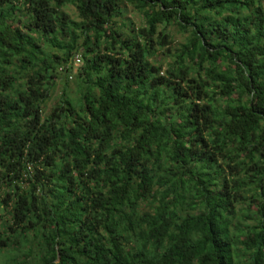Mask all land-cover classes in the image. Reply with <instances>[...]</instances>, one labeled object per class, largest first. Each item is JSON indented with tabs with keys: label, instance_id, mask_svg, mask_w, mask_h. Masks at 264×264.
Wrapping results in <instances>:
<instances>
[{
	"label": "trees",
	"instance_id": "1",
	"mask_svg": "<svg viewBox=\"0 0 264 264\" xmlns=\"http://www.w3.org/2000/svg\"><path fill=\"white\" fill-rule=\"evenodd\" d=\"M0 264H264V0H0Z\"/></svg>",
	"mask_w": 264,
	"mask_h": 264
},
{
	"label": "rangeland",
	"instance_id": "2",
	"mask_svg": "<svg viewBox=\"0 0 264 264\" xmlns=\"http://www.w3.org/2000/svg\"><path fill=\"white\" fill-rule=\"evenodd\" d=\"M65 11H67V13H69V15L74 18L75 17V12L73 11V8L70 5H66L65 6ZM127 15L129 17H131L132 21L135 22L137 25L141 24V20L139 18V15L132 13V12H128ZM176 40L180 39V36L176 34L175 36ZM161 57V56H160ZM165 62V60H163V63ZM80 65V64H79ZM55 85L51 88V92L50 95L48 97V99L45 102V106L47 108H49L51 105H53V103L55 102V99L57 98L58 94H59V90H60V83L58 81V79H55Z\"/></svg>",
	"mask_w": 264,
	"mask_h": 264
},
{
	"label": "built area",
	"instance_id": "3",
	"mask_svg": "<svg viewBox=\"0 0 264 264\" xmlns=\"http://www.w3.org/2000/svg\"><path fill=\"white\" fill-rule=\"evenodd\" d=\"M79 64H80V56L79 54L76 53L73 55L71 61L68 63L69 71L73 73L79 67Z\"/></svg>",
	"mask_w": 264,
	"mask_h": 264
}]
</instances>
